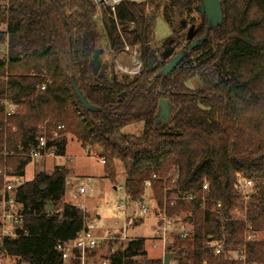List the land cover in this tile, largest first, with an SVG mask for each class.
Returning <instances> with one entry per match:
<instances>
[{"label":"trees","instance_id":"16d2710c","mask_svg":"<svg viewBox=\"0 0 264 264\" xmlns=\"http://www.w3.org/2000/svg\"><path fill=\"white\" fill-rule=\"evenodd\" d=\"M201 4L122 0L101 11L95 0H0V47H6L0 52V168L21 181L35 160L28 155L38 146L40 128L49 121L47 149L55 148L56 157L65 155L73 137L104 162V177L115 189L123 178L131 208L150 192L151 216L164 211L190 225L188 238L173 236L168 246L177 264H242L231 251L242 245L247 225L264 232V0H220L217 26L201 15ZM194 10L200 23L196 27L192 19L189 40L186 17ZM159 17L171 35L156 47ZM126 47H138L142 70L119 80L113 59ZM168 47L174 55L188 54L162 76ZM98 49L109 58L99 56L95 73ZM72 81L99 112L84 109ZM161 99L171 106L170 117L156 122ZM4 100L17 107L10 117ZM131 126L142 130L125 133ZM153 174L166 176L174 194L192 201L165 205L163 180L145 186ZM69 175L68 167L57 164L7 194L15 200L12 213L22 218L10 226L15 237L0 241V264H64L58 244L71 248V264H81L80 250L71 246L95 219L66 200ZM247 182L251 186L239 191ZM3 185L0 177V190ZM237 210H247L246 222ZM147 240L154 242V231L127 244L100 241L87 251L86 264L99 255L106 264H162L161 256H148ZM214 242L223 244L224 253H215ZM246 257L247 264H264V240L248 242Z\"/></svg>","mask_w":264,"mask_h":264},{"label":"rangeland","instance_id":"374dc122","mask_svg":"<svg viewBox=\"0 0 264 264\" xmlns=\"http://www.w3.org/2000/svg\"><path fill=\"white\" fill-rule=\"evenodd\" d=\"M135 2H141L144 0H131ZM97 5L100 7L99 10L102 11L103 7L108 6L106 3L96 0ZM109 3H112L110 1ZM193 13L186 17V22L188 27L186 31L192 26V19L194 20V25L197 27L200 23V14L197 10L192 11ZM171 35V30L169 26L164 22L162 17L157 19L156 23V33L154 45L156 47H161V42ZM0 52L5 53L6 47L1 46ZM109 58V54L105 53L101 55L103 61ZM134 59L139 60L138 56V47H128L125 48L124 53L114 57L113 61L115 64V73L118 79H122L121 76L124 75L123 69L133 70ZM141 63V61H140ZM142 64V63H141ZM122 68V69H121ZM142 70V69H141ZM138 75V74H137ZM128 77H134L136 75L127 74ZM142 130V126L137 127H128L125 129V133L139 134ZM57 164L65 165L70 170V175L67 181V194L66 200L70 203H75L83 205L84 208H81L86 213L89 211L92 219L98 223L100 228H110L116 229V225L124 221V215L117 210V206L124 204L125 194L122 188L123 178L121 177L119 181V186L115 189L109 180L104 177V167L100 159L94 154H87L80 146V144L73 138L69 137V142L67 145L66 153L61 157H49V159H35L30 163L26 168L25 177L23 181H30L34 176L42 170H52L53 167ZM46 167V168H45ZM8 180H11L8 178ZM80 188L86 190V194L81 196L78 199L73 198V192L78 193ZM150 192H147L144 204L150 207ZM87 205H85V204ZM78 206V205H77ZM246 206V205H245ZM249 207V203H248ZM87 210V211H86ZM133 212V211H132ZM256 212H252V215H255ZM97 215L100 216V219H97ZM152 218V216L150 215ZM143 220L138 223L136 226L128 230V238L124 241V244H127L129 238L136 236H144L149 238L152 231H154L155 220L151 218ZM241 218L240 216H238ZM150 219V220H149ZM9 227V226H8ZM10 229V227H9ZM264 240V232L258 233L256 240ZM122 240V239H120ZM106 251V248H104ZM146 250L150 258H155L162 253V247H154L149 240L146 243ZM102 254V253H101ZM101 256V255H99ZM99 256L94 258V262L90 264H103L104 260L100 259ZM162 259V256H161Z\"/></svg>","mask_w":264,"mask_h":264},{"label":"built area","instance_id":"2783aa9c","mask_svg":"<svg viewBox=\"0 0 264 264\" xmlns=\"http://www.w3.org/2000/svg\"><path fill=\"white\" fill-rule=\"evenodd\" d=\"M100 1L106 3L108 7H111L114 10V7L117 6L122 0H117L115 3H109L110 0H103V1L100 0ZM126 49H128V47H126ZM134 65H135L134 69L129 70V72L127 69H123L124 71L123 73H125L124 75L139 74L142 69V64L140 63L139 60L134 59ZM42 90H44V87L42 88ZM4 108H5L6 117L12 116L17 110V107L10 100H4ZM48 123L49 121H46L41 126L39 131V136L37 139L38 146L30 151L28 157L32 159H45L49 157H56L55 148L47 149L48 136H49ZM61 128L62 127H59L58 129ZM103 163L104 162H102V164ZM0 177L4 179L3 188L0 190V196L3 204V212H4L3 219L5 220V222L7 223L11 222V224H13V222H17L22 217L21 215L14 214L10 211V206H14L15 200L13 197H8L7 194L11 192V190L14 187L20 185L21 181L16 179L8 180L7 169L5 167L0 168ZM154 180H163L165 182V190H164L165 205L169 203L171 206H174L178 201H187V202L192 201L191 196L188 197L184 194L182 195L174 194L172 192V187L167 185L166 176L160 178L159 175L153 174L150 179L145 181L146 188H150L152 186V181ZM174 183H175V179L171 180V185H173ZM249 186H251V182L243 183L238 186V189L239 191L242 192ZM208 191H209L208 185L205 184L203 186V192H208ZM169 192H171V194L167 195ZM85 194H86V190L84 188H80L78 193L73 195V198L78 199ZM77 205L78 207L84 208L83 205L81 204H77ZM205 207L206 204H204L203 209H205ZM220 207H221V203H218L217 208L220 209ZM117 210L124 215L125 219L123 222L118 223L116 225V229L114 230L110 228H104V229L100 228V226L96 221H92L84 225L78 238L73 242L71 246L72 248H77L80 250L79 259L81 261V264H86L87 251L89 249H93L94 247H96L98 242L105 240H120V239L126 240L128 238V230L135 221L145 220L150 217V207L148 205H145L144 201L136 203L133 209L130 208V206L127 204L126 201L124 202V204L117 206ZM236 216L237 217L240 216L241 219H243L246 222L247 210L245 211L237 210ZM152 219L156 221V225H157L156 226L157 228L154 229L153 246L162 247V264H164V255L167 253L168 246L172 243L173 236L179 237L180 239H186L191 235V227L183 219L169 218L164 211L159 217L152 216ZM8 236L15 237V234L10 229H7L6 226H3L2 231L0 232V241L2 242L4 238ZM256 239H257V234L253 230V226L247 225V229L243 234L242 245H239L238 250L231 251V255H232L231 258H235L239 260L240 262H242V264H247V257H246L247 244L248 242L255 241ZM212 244L215 246V253L217 255L224 253V246L221 242H214ZM57 251L62 256L64 264H71V248H69V246L68 248L67 247L65 248V245L58 244ZM170 264H177V263L172 259Z\"/></svg>","mask_w":264,"mask_h":264},{"label":"water","instance_id":"95a60500","mask_svg":"<svg viewBox=\"0 0 264 264\" xmlns=\"http://www.w3.org/2000/svg\"><path fill=\"white\" fill-rule=\"evenodd\" d=\"M198 8L202 16L206 14L208 21L213 26H217L218 24L221 23L223 14H222V8L220 5V0H202V4ZM192 33H193V28H190L188 32L189 40L192 38ZM202 42L203 40L192 42L187 48L188 51H191L197 46L202 45ZM173 51L174 49H171L164 57L169 58L172 55ZM101 54H102V50L98 49L95 51L93 55V69L95 73L98 72L100 68L99 56ZM187 54H188L187 51H182L176 54L170 60V62L163 68V70L161 71V75L162 76L169 75L172 72V70L176 68L177 65L187 56ZM72 86H73V89L77 97L81 101L86 111L88 112H99L100 111L99 108L92 106L88 102V100L84 97L83 93L80 91L79 87L74 81H72ZM170 111H171V106L169 105V103L166 100L161 99L159 101V112L155 118V121L157 122L163 119L165 121H168L170 117ZM172 259H173V254L171 252H167L164 255V264H170Z\"/></svg>","mask_w":264,"mask_h":264},{"label":"crops","instance_id":"0c3cea01","mask_svg":"<svg viewBox=\"0 0 264 264\" xmlns=\"http://www.w3.org/2000/svg\"><path fill=\"white\" fill-rule=\"evenodd\" d=\"M45 159H49V158H45ZM44 159V160H45ZM56 166V165H55ZM54 166V167H55ZM46 168V167H45ZM22 181L23 180H21V183H22ZM77 192L75 191V193L73 192V195L74 194H76ZM126 200V199H125ZM73 204H75V203H73ZM85 204V203H84ZM86 205V204H85ZM87 206V205H86ZM134 207V206H133ZM14 208H15V206H10V211L12 212V210H14ZM131 208V207H130ZM131 209H133V208H131ZM87 211V210H86ZM88 213H90L89 211H87ZM3 215H4V212H3V204H2V200L0 201V219H1V221H2V224H3V226H6L7 227V229H9V227L11 226V222H5V220L3 219ZM97 219L99 220L100 219V216H98L97 215ZM148 219V218H147ZM152 219V218H151ZM146 220V219H145ZM150 220V219H149ZM152 220H154V219H152ZM155 224H156V221H155ZM9 226V227H8ZM130 229H131V227L129 228V233H130ZM258 235V234H257ZM153 244V243H152ZM154 245V244H153ZM159 256H162V253H160V255Z\"/></svg>","mask_w":264,"mask_h":264},{"label":"flooded vegetation","instance_id":"af4514ba","mask_svg":"<svg viewBox=\"0 0 264 264\" xmlns=\"http://www.w3.org/2000/svg\"><path fill=\"white\" fill-rule=\"evenodd\" d=\"M200 6V5H199ZM171 49H174V47H168V48H165V51H164V56L171 50ZM174 51L172 53V55L169 57V59L171 60L173 57H174Z\"/></svg>","mask_w":264,"mask_h":264},{"label":"bare ground","instance_id":"6f19581e","mask_svg":"<svg viewBox=\"0 0 264 264\" xmlns=\"http://www.w3.org/2000/svg\"><path fill=\"white\" fill-rule=\"evenodd\" d=\"M103 1V0H102ZM110 1H112V3H115L117 0H110Z\"/></svg>","mask_w":264,"mask_h":264}]
</instances>
